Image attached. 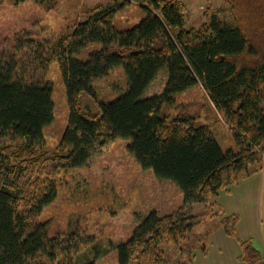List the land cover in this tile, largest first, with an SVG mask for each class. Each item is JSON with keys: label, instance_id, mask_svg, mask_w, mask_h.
I'll use <instances>...</instances> for the list:
<instances>
[{"label": "trees", "instance_id": "1", "mask_svg": "<svg viewBox=\"0 0 264 264\" xmlns=\"http://www.w3.org/2000/svg\"><path fill=\"white\" fill-rule=\"evenodd\" d=\"M132 1L143 4L146 16L132 29H116L113 19ZM256 1L247 0L246 7L264 15V0ZM238 8L237 0H208L203 25L186 28L181 0H114L52 41L25 31L0 51V264H73L74 256L90 250L95 238L80 230L51 237L39 218L56 198L58 175L87 166L118 139L129 140L139 164L177 184L184 196L178 210L152 212L141 221L117 247L118 263L171 264L201 247L207 234L196 227L216 217L210 198L259 173L264 154V56L247 40ZM92 45L102 48L79 60ZM243 56L251 62H241ZM53 62L65 84L69 121L49 151L43 129L53 121V88L44 78ZM118 68L127 77L126 93L100 103L97 114L86 112L81 95L96 97L95 82ZM162 69L168 73L163 94L143 98ZM198 84L239 152H224L194 119L165 115L177 95ZM195 205L205 210L195 214ZM252 259L260 260L257 254Z\"/></svg>", "mask_w": 264, "mask_h": 264}, {"label": "rangeland", "instance_id": "2", "mask_svg": "<svg viewBox=\"0 0 264 264\" xmlns=\"http://www.w3.org/2000/svg\"><path fill=\"white\" fill-rule=\"evenodd\" d=\"M113 1L0 0V51L11 49L15 36L25 31L36 39L52 41ZM181 1L186 6V28L202 26L208 0ZM258 1L256 6L263 0ZM237 2L240 8L236 12L246 24V38L259 46L264 56V15L257 9H252V14L246 7L251 6L247 0ZM145 16L143 4L132 1L116 14L113 25L119 30L132 29ZM101 48L89 46L78 59L86 61ZM240 61L251 62L245 56ZM167 80L166 69L160 70L143 98L163 94ZM44 81L53 88V121L43 129L49 151H53L69 121L66 88L57 62L50 65ZM94 87L96 97L84 93L81 99L86 112L97 114L100 103L112 102L126 93L128 81L124 70L118 68L108 78L96 81ZM175 98L176 105L165 108L166 116L190 117L196 125L212 131L224 152H239L231 129L200 84ZM129 143L126 139L111 142L87 166L58 175L56 198L44 208L39 222L47 225L51 237L80 230L95 238L89 251L74 256L73 264H119L117 247L132 237L145 217L152 212L159 216L170 214L183 204L179 186L143 168L129 151ZM260 165L259 173L240 179L210 198V203L216 204V217L206 219L195 230L199 235L207 234V238L190 257H177L171 264H264V176L260 174L264 171V154ZM203 210L204 206L195 205L193 212ZM247 248L255 251L260 260L253 262L255 254Z\"/></svg>", "mask_w": 264, "mask_h": 264}, {"label": "crops", "instance_id": "3", "mask_svg": "<svg viewBox=\"0 0 264 264\" xmlns=\"http://www.w3.org/2000/svg\"><path fill=\"white\" fill-rule=\"evenodd\" d=\"M260 174H263V176H264V171H262Z\"/></svg>", "mask_w": 264, "mask_h": 264}]
</instances>
